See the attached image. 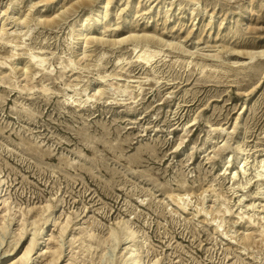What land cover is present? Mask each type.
<instances>
[{
  "label": "rangeland",
  "instance_id": "rangeland-1",
  "mask_svg": "<svg viewBox=\"0 0 264 264\" xmlns=\"http://www.w3.org/2000/svg\"><path fill=\"white\" fill-rule=\"evenodd\" d=\"M2 26L0 202L58 204L51 243L123 219L145 264H264V0H0Z\"/></svg>",
  "mask_w": 264,
  "mask_h": 264
},
{
  "label": "bare ground",
  "instance_id": "bare-ground-1",
  "mask_svg": "<svg viewBox=\"0 0 264 264\" xmlns=\"http://www.w3.org/2000/svg\"><path fill=\"white\" fill-rule=\"evenodd\" d=\"M54 22L53 18L44 20V24L46 25H51ZM15 24L17 25V23ZM86 25L87 24H84L82 28L78 30V36L83 35V31L87 29ZM5 29L6 28L4 26L0 27V32L3 33ZM2 33H0V36L5 35ZM139 37L140 36H137V34L129 36V38H135L134 46H138V44H142L143 42L144 44L149 42L147 35L141 36V38ZM122 39L123 38H119L116 42L122 41ZM85 42L87 43V40ZM180 46L181 45H179V47ZM85 48L86 46L84 45H81L79 48L81 50L80 52L83 54V58L86 56ZM149 52H144V54L139 55V57L148 61L153 56V54ZM155 52L156 51L153 50V53ZM246 54L249 55L250 59H253L256 56L264 55V49H247ZM215 56L218 57L216 54ZM45 60L46 59L41 55H30L28 63L30 64V62H32L36 66H42ZM74 61L72 59L71 64L74 65ZM4 62L0 61V64L3 65L8 63ZM25 68L26 70L22 72L23 74H27V71H29L27 65L23 66L21 69L23 70ZM10 69L11 71H14L16 66L10 65ZM43 87L44 86H42V88ZM99 91H101L99 87L94 89V92L91 95H88V98L97 96L96 94L99 93ZM260 167L261 170L256 173L257 176L264 174V163L261 164ZM3 187L4 179L0 176V194L3 192ZM178 199L182 200L183 198L182 196H178ZM0 203H7L5 204L4 214L0 216V246L5 243L2 250H0V264H7L9 261H11L9 264H62L65 257L70 253L68 249H64L63 244L66 242L68 243L67 248L69 246L71 248L72 244L79 239L82 241V243H80L82 253L83 251H87L89 249L88 251L92 254L94 252H91L92 249L100 248L99 256L95 258L92 257V259H90V263L92 264H101V261L104 264H145V259L139 251V243L133 242L135 236H137V232L132 228L131 224L127 220L120 219L117 223V227H110L107 231V235L102 237H99L90 230L85 231L83 235H80L79 237L76 235V232H72V228L70 226V216H68L64 221L60 222L59 233L56 241L55 243H51L49 242L50 237H52V233H50V231L52 225L54 226L53 221L54 223L56 221L53 215L55 211H57L58 204L53 206L51 203L47 202L28 217L26 216L27 212L25 213L22 211L20 217L19 215L16 216V211L14 209L15 206H12L11 203L6 202L5 199ZM204 203L205 202L203 201V204ZM183 207L186 208L185 206ZM228 211L229 209L225 208V212ZM16 219H18L19 224L14 227V221ZM233 232L238 233L239 231L235 229ZM238 236L244 245L249 244L256 238V234L254 231L250 230V227H246L241 230V232L238 233ZM105 243L109 245L114 254L112 258L111 256H106L104 254L105 252H103L105 249L103 248ZM119 246H121V248H119L118 253H116ZM72 257H74V255ZM156 262H152L151 264H155Z\"/></svg>",
  "mask_w": 264,
  "mask_h": 264
}]
</instances>
